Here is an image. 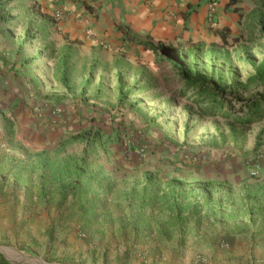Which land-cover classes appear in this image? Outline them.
<instances>
[{
  "label": "rangeland",
  "instance_id": "1",
  "mask_svg": "<svg viewBox=\"0 0 264 264\" xmlns=\"http://www.w3.org/2000/svg\"><path fill=\"white\" fill-rule=\"evenodd\" d=\"M4 1L19 18L0 25V253L13 264H264L251 204L264 191V117L211 115L210 102L176 92L178 75L152 50L89 49L37 0ZM219 19L160 52L247 98L264 95L263 0L227 4ZM42 104L57 118L38 163L5 148L4 130ZM85 130L102 141L78 179L84 143L71 137Z\"/></svg>",
  "mask_w": 264,
  "mask_h": 264
},
{
  "label": "crops",
  "instance_id": "2",
  "mask_svg": "<svg viewBox=\"0 0 264 264\" xmlns=\"http://www.w3.org/2000/svg\"><path fill=\"white\" fill-rule=\"evenodd\" d=\"M37 1L38 6L41 5L49 17L57 20L59 28H64L70 39L83 42L82 45L89 49L99 45L102 49H122L123 53L128 52L130 55L134 52L150 53L137 40L158 44L199 39L206 32L208 34L209 22L212 20L218 22L217 27H223L218 15H222L230 0ZM133 41L138 45H132ZM56 111L54 106L41 108V114L36 112L25 116L23 119L26 123L22 125L13 118L15 123L11 130L3 129L8 133L6 139L9 138L4 147L17 154L23 148L30 155L39 154L49 148L47 132L51 128L48 126V119H56ZM9 157L6 156L7 159ZM5 162L6 164L1 163L7 165V161ZM2 164L0 174L4 171ZM261 164L263 169L264 163ZM255 194V201L252 200L256 207L254 215L261 222L264 221V191H257Z\"/></svg>",
  "mask_w": 264,
  "mask_h": 264
},
{
  "label": "trees",
  "instance_id": "3",
  "mask_svg": "<svg viewBox=\"0 0 264 264\" xmlns=\"http://www.w3.org/2000/svg\"><path fill=\"white\" fill-rule=\"evenodd\" d=\"M237 0H230L229 4L235 3ZM8 3L0 2V25L7 27L13 24L15 20H18V16L10 17L9 12H7ZM264 7V0H263ZM135 39V38H134ZM28 42L29 39H24V42ZM138 43L142 44L146 49L152 50L161 60L168 63L172 71L178 75L179 80L181 81L180 86L176 92L179 95H185L188 92H191L194 96L195 101L200 103L210 102L208 107L210 108V114L216 115L220 111L227 110L233 115L235 121L242 124H255L261 121L264 117V95L259 94L255 97L247 98L241 92L240 84H222L219 80L215 79L212 76L196 71L194 68L185 61L177 57H171L168 53H161L160 48L162 46L161 42L154 44L150 41H139ZM22 43L21 45H23ZM65 87L70 91L71 88L66 80L64 79ZM239 104V106H237ZM14 126V122H8V129ZM5 128V129H7ZM75 142L84 143V154L81 158V165L78 166L74 171L76 172V178L81 179L86 174L85 165L88 162V156L90 155L91 149H95L99 142L102 141V136L98 132H92L91 130H85L78 134H75L71 137ZM66 142H64L65 144ZM44 152L39 153V161L41 163V157ZM42 164L48 167L50 163L44 160ZM149 176L148 179H150ZM182 180L173 179L171 182H181ZM73 186L79 188L80 185L77 182L73 183ZM207 187V186H206ZM209 197H211V192H208ZM264 195V194H263ZM247 196V195H246ZM257 194H255V197ZM208 197V196H207ZM206 199V198H205ZM246 197V201H247ZM252 199L254 200V193L252 194ZM205 204L210 201L209 199L203 200ZM251 204H253L251 200ZM0 264H13L10 262L2 253H0Z\"/></svg>",
  "mask_w": 264,
  "mask_h": 264
}]
</instances>
